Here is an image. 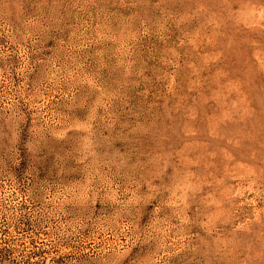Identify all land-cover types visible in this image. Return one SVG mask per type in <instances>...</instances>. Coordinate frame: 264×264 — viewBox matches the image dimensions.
<instances>
[{
  "label": "rangeland",
  "instance_id": "1",
  "mask_svg": "<svg viewBox=\"0 0 264 264\" xmlns=\"http://www.w3.org/2000/svg\"><path fill=\"white\" fill-rule=\"evenodd\" d=\"M0 264H264V0H0Z\"/></svg>",
  "mask_w": 264,
  "mask_h": 264
}]
</instances>
